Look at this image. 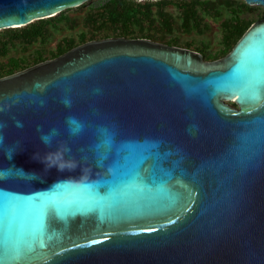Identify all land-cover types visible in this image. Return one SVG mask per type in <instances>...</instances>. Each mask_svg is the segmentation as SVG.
<instances>
[{
    "label": "water",
    "instance_id": "1",
    "mask_svg": "<svg viewBox=\"0 0 264 264\" xmlns=\"http://www.w3.org/2000/svg\"><path fill=\"white\" fill-rule=\"evenodd\" d=\"M0 264H264V18L214 60L115 36L1 76Z\"/></svg>",
    "mask_w": 264,
    "mask_h": 264
},
{
    "label": "trees",
    "instance_id": "2",
    "mask_svg": "<svg viewBox=\"0 0 264 264\" xmlns=\"http://www.w3.org/2000/svg\"><path fill=\"white\" fill-rule=\"evenodd\" d=\"M90 0L20 27L0 29V77L92 39L124 36L181 46L214 60L255 20L239 0ZM74 9V14L69 11ZM215 26V38H208ZM212 35V34H211ZM216 39V40H215ZM218 43L216 49L211 45Z\"/></svg>",
    "mask_w": 264,
    "mask_h": 264
},
{
    "label": "rangeland",
    "instance_id": "3",
    "mask_svg": "<svg viewBox=\"0 0 264 264\" xmlns=\"http://www.w3.org/2000/svg\"><path fill=\"white\" fill-rule=\"evenodd\" d=\"M105 1V0H90V5H97L98 3ZM239 1H243V0H239ZM251 6V10L249 11H245V13L243 14L242 17H244L245 19H251V20H257L260 18H264V7L259 6V5H250ZM76 11H74V9H71L69 11L70 14H74ZM211 30L206 33L208 38H215L216 35V29L215 26H212L210 28ZM212 34V35H211ZM216 40V39H215ZM181 47V46H180ZM212 49H216L218 47V43H216L214 41V43L211 45ZM229 104L234 105V103L232 101H227Z\"/></svg>",
    "mask_w": 264,
    "mask_h": 264
},
{
    "label": "clouds",
    "instance_id": "4",
    "mask_svg": "<svg viewBox=\"0 0 264 264\" xmlns=\"http://www.w3.org/2000/svg\"><path fill=\"white\" fill-rule=\"evenodd\" d=\"M45 142V144H49L48 138L44 137L42 138ZM65 151H68V149H65ZM42 162L45 164V167L48 169L52 167H56L58 171H64L66 167L74 168L76 165L72 161H65L62 159V154L59 150L57 152L49 154L48 158L46 160H42Z\"/></svg>",
    "mask_w": 264,
    "mask_h": 264
},
{
    "label": "flooded vegetation",
    "instance_id": "5",
    "mask_svg": "<svg viewBox=\"0 0 264 264\" xmlns=\"http://www.w3.org/2000/svg\"><path fill=\"white\" fill-rule=\"evenodd\" d=\"M192 50H193V49H192ZM194 51H195V50H194ZM197 52H198V51H197ZM200 54H201V53H200ZM201 56H202V59H203V60H209V59L206 58V56H205L204 54H201ZM55 57H56V56H55ZM51 58H54V57H49V58H46V59H51ZM46 59H43V60H46ZM43 60H42V61H43ZM39 62H40V61H39ZM36 63H37V62H36Z\"/></svg>",
    "mask_w": 264,
    "mask_h": 264
}]
</instances>
